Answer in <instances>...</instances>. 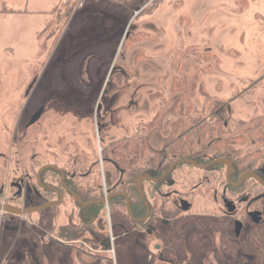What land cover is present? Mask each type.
<instances>
[{"label":"rangeland","instance_id":"obj_1","mask_svg":"<svg viewBox=\"0 0 264 264\" xmlns=\"http://www.w3.org/2000/svg\"><path fill=\"white\" fill-rule=\"evenodd\" d=\"M3 1L22 11L0 12V140L9 137L24 156L38 154L46 123L49 141L61 138L63 148L92 141L100 153L123 135L134 144L136 124L157 111V125L187 108L223 118L224 136L236 135L244 149L252 126L264 132V0H68L55 15L63 0ZM41 106L46 113L28 128ZM27 225L14 263L58 264L38 212ZM110 237L112 260L100 264H147L133 238Z\"/></svg>","mask_w":264,"mask_h":264},{"label":"flooded vegetation","instance_id":"obj_2","mask_svg":"<svg viewBox=\"0 0 264 264\" xmlns=\"http://www.w3.org/2000/svg\"><path fill=\"white\" fill-rule=\"evenodd\" d=\"M39 110L38 120L46 107ZM185 112L162 125L159 111L140 119L134 144L123 135L100 153L92 141L86 148L49 141L50 123L41 127L38 154L24 156L9 137L0 140V264H15V240L27 237L36 212H24L33 206H45L37 211L41 239L58 264L111 262V232L133 238L147 264H253L264 257V158L254 157L264 144L252 126L248 148L236 147V135L224 136L223 118ZM97 125L107 132L101 119Z\"/></svg>","mask_w":264,"mask_h":264},{"label":"trees","instance_id":"obj_3","mask_svg":"<svg viewBox=\"0 0 264 264\" xmlns=\"http://www.w3.org/2000/svg\"><path fill=\"white\" fill-rule=\"evenodd\" d=\"M68 2V0L61 2L56 8H54L51 12L53 13V15L56 14V12L59 10L60 7H62L63 5H65ZM141 4V3H140ZM142 7L140 6L138 9H141ZM146 8H142L140 10V13L143 12ZM14 11L13 9L9 8L8 6H6L5 4L0 8V12L6 13V12H11ZM125 39H129L128 37H126ZM157 78V77H156ZM255 134L254 138L264 144V132L260 131V132H253ZM254 157L256 159H261L264 158V148L262 147H258V149H256V151L254 152ZM247 158V157H244Z\"/></svg>","mask_w":264,"mask_h":264},{"label":"water","instance_id":"obj_4","mask_svg":"<svg viewBox=\"0 0 264 264\" xmlns=\"http://www.w3.org/2000/svg\"><path fill=\"white\" fill-rule=\"evenodd\" d=\"M142 9V8H141ZM141 9H138V10H141ZM40 113H41V110H38L34 115H33V117H32V119H31V123H34V122H36L38 119H39V117H40ZM45 206H33V207H30V208H28L27 210H25V212L24 213H32V212H37V211H39L40 209H42V208H44ZM12 211H14L15 213H17V214H21V213H23V211H21V210H12Z\"/></svg>","mask_w":264,"mask_h":264},{"label":"crops","instance_id":"obj_5","mask_svg":"<svg viewBox=\"0 0 264 264\" xmlns=\"http://www.w3.org/2000/svg\"><path fill=\"white\" fill-rule=\"evenodd\" d=\"M63 1H64V0H63ZM63 1H61V2H63ZM61 2H60V3H61ZM60 3H59V4H60ZM4 4H5L6 6H8L9 8H11V9L14 10V11H11V12H6L5 14L15 13V12H18V11L21 10V9H17V8H13V7L9 6L8 3H7L6 1H3V2H2V6H3ZM59 4H58V5H59ZM58 5H57V6H58ZM2 6H1V7H2ZM57 6H56V7H57ZM1 7H0V8H1ZM56 7H54V8H56ZM54 8H53V9H54ZM53 9H52V10H53ZM52 10H51V11H52ZM21 11H22V10H21ZM2 13H3V12H2ZM21 13H22V12H21Z\"/></svg>","mask_w":264,"mask_h":264}]
</instances>
